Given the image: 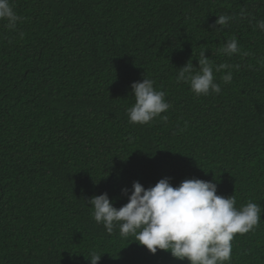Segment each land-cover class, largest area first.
Returning a JSON list of instances; mask_svg holds the SVG:
<instances>
[{"label": "trees", "instance_id": "16d2710c", "mask_svg": "<svg viewBox=\"0 0 264 264\" xmlns=\"http://www.w3.org/2000/svg\"><path fill=\"white\" fill-rule=\"evenodd\" d=\"M22 19L0 20V264H141L172 260L108 234L93 196L119 209L146 189L200 179L238 209L261 206L237 234L231 264H264V0H10ZM220 15L233 19L219 27ZM239 53H220L231 38ZM219 94L196 96L178 70L201 52ZM231 70V83L221 77ZM170 108L129 122L131 84L144 78ZM124 189L128 192L125 194Z\"/></svg>", "mask_w": 264, "mask_h": 264}, {"label": "clouds", "instance_id": "9594fccd", "mask_svg": "<svg viewBox=\"0 0 264 264\" xmlns=\"http://www.w3.org/2000/svg\"><path fill=\"white\" fill-rule=\"evenodd\" d=\"M22 18L17 16L10 0H0V20L7 21V27L14 29ZM233 18L220 15L216 20L219 27L227 26ZM264 32V20L257 22ZM220 53L231 57L239 53L237 38L228 40ZM199 67H194L191 59L177 73V83L189 84L196 96L219 94L221 85L215 82L214 72L230 69L226 63L214 65L199 54ZM223 83H231L232 71L221 77ZM135 103L127 110L129 122L148 124L161 116L169 108L165 93L154 88V81L144 78L142 82L131 84ZM127 194L128 190H122ZM96 223L102 224L108 234L119 226L120 235H134L136 242L145 246L153 255L158 250L170 252L178 260H188L190 264H231L232 241L237 234L253 231L261 220V206L247 202L239 209L235 207V195H217L215 183L200 179L182 181L173 187L170 178H163L155 186L145 188L139 182L132 185L128 202L117 209L107 193L93 196L89 201ZM91 264H98L101 255L92 253Z\"/></svg>", "mask_w": 264, "mask_h": 264}, {"label": "water", "instance_id": "95a60500", "mask_svg": "<svg viewBox=\"0 0 264 264\" xmlns=\"http://www.w3.org/2000/svg\"><path fill=\"white\" fill-rule=\"evenodd\" d=\"M141 264H190L188 260H178V259H172V260H156L152 262L147 263H141Z\"/></svg>", "mask_w": 264, "mask_h": 264}]
</instances>
